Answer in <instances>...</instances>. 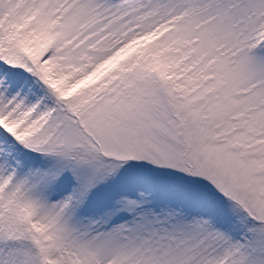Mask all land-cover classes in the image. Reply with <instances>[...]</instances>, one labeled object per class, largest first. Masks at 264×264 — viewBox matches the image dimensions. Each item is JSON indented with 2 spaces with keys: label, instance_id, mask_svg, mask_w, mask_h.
<instances>
[{
  "label": "snow or ice",
  "instance_id": "1",
  "mask_svg": "<svg viewBox=\"0 0 264 264\" xmlns=\"http://www.w3.org/2000/svg\"><path fill=\"white\" fill-rule=\"evenodd\" d=\"M0 264H264V0H0Z\"/></svg>",
  "mask_w": 264,
  "mask_h": 264
}]
</instances>
